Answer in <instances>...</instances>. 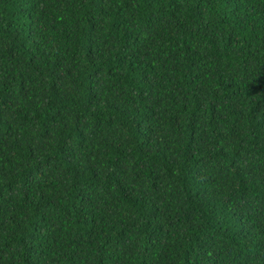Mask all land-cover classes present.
<instances>
[{
    "label": "trees",
    "instance_id": "obj_1",
    "mask_svg": "<svg viewBox=\"0 0 264 264\" xmlns=\"http://www.w3.org/2000/svg\"><path fill=\"white\" fill-rule=\"evenodd\" d=\"M0 264H264V0H0Z\"/></svg>",
    "mask_w": 264,
    "mask_h": 264
}]
</instances>
